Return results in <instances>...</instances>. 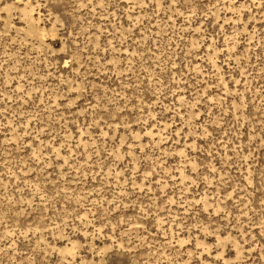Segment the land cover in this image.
Here are the masks:
<instances>
[{
	"label": "rangeland",
	"instance_id": "374dc122",
	"mask_svg": "<svg viewBox=\"0 0 264 264\" xmlns=\"http://www.w3.org/2000/svg\"><path fill=\"white\" fill-rule=\"evenodd\" d=\"M0 264H264V0H0Z\"/></svg>",
	"mask_w": 264,
	"mask_h": 264
}]
</instances>
